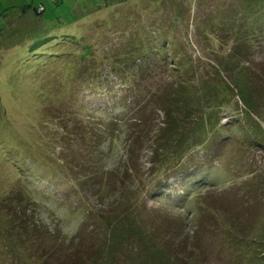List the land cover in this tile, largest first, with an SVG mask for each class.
I'll list each match as a JSON object with an SVG mask.
<instances>
[{
	"label": "rangeland",
	"instance_id": "374dc122",
	"mask_svg": "<svg viewBox=\"0 0 264 264\" xmlns=\"http://www.w3.org/2000/svg\"><path fill=\"white\" fill-rule=\"evenodd\" d=\"M263 5L0 0V264H76L93 245L78 264H264ZM234 119L202 173L160 192L177 139Z\"/></svg>",
	"mask_w": 264,
	"mask_h": 264
},
{
	"label": "trees",
	"instance_id": "16d2710c",
	"mask_svg": "<svg viewBox=\"0 0 264 264\" xmlns=\"http://www.w3.org/2000/svg\"><path fill=\"white\" fill-rule=\"evenodd\" d=\"M95 8H97V7H95ZM98 10H100V9H98ZM29 11L30 10H23L22 13L24 15H26L27 13H29ZM36 11L37 10L34 9V11H33L34 14L37 17L41 16V13H38ZM255 11H256V14H254L255 18L252 20V22H253L251 25L252 28L250 30H248L249 32H252L250 34V37H249L251 42L249 41L248 43H249V47H250L251 52L254 51V49L256 47H258L262 53V51H264V5H263V8L259 6ZM258 13H259V15H258ZM42 43H43V45L37 49L38 53H40L39 51L43 48V46L47 47V48L61 47V45H59V42H55V43L50 42L49 44H46V42L43 41ZM55 45H57V46H55ZM49 50H51V49H49ZM49 50L45 49L43 51L45 53H47V52H49ZM34 51L35 50H32V52H29L27 54H29V56L35 57V55H38V53H34ZM18 54L19 55L22 54L25 56L23 59H24V62L26 65H28V64L31 65L32 59H26L25 53H23L21 51ZM39 55H43V52L40 53ZM170 58H171L170 66L173 68L180 69V67H179L180 65L178 64L179 61L177 60V58L174 57V55ZM163 62H165V61L161 60V61L156 62L154 65L160 66ZM261 79H264V76L261 75ZM215 124H217V123H215ZM235 128L245 129V127H243V125L241 126V124L237 121V119H234L231 122H228L226 124H221L218 126L214 125V131L212 130V132L208 131L205 133L203 130L200 131L199 134L194 135L191 138V141H189V139L187 141H184L183 139H177L175 145L173 146V148H175V150L171 153V157H166L168 153L163 154L162 157L158 160V163H155V166H154L153 178L155 177V174H157L159 176V178L154 179V183L156 181L155 184H157L159 190H161L160 192L166 193L168 190V188H167V189H163V191H162V188H161L163 183L167 181V178H169V177H166V176H168V173H172L171 175L173 177L179 176L185 182L190 181L191 177L193 178L195 176L194 170L199 169V170H197L198 171L197 174L202 173V170L200 171L201 166H204V165H206V163L210 162L209 160L212 157L209 156L210 158H208V156L206 155L205 158H203L201 160H197V159H195L197 154H200L201 151L204 149L203 146L209 142H210V146H209L210 149L213 148V149L217 150V152L219 151V147L224 148V145L228 142V138H230V134H229L230 131L232 129H235ZM263 140L264 139H259V140H256V142H254L255 140H252L253 147L260 148L262 151H264V141ZM189 146H192V148H189ZM185 152L187 154H183ZM15 165H17V164L13 165L16 168ZM209 170L211 171L210 168H209ZM20 171L23 172V169L20 168ZM25 180L28 181L29 179L25 177ZM22 182L25 184V187H26V181L25 182L22 181ZM192 183L194 184L195 181ZM182 188L187 189V186H183ZM182 188H180V189H182ZM65 243H67L66 240H65ZM69 244L70 243H68V245ZM94 246L95 245L92 246L93 248L90 247L87 249H86V247H84V249L82 247H79V249L77 248V251H75L74 255H76L75 260L77 258H79V259L76 262V264H78L79 262L83 263V261L90 259L89 256H91V255H93V257H94V253H92V251L95 249ZM81 249H83V250H81ZM77 252H78V255H77ZM66 255H67V253L64 256L66 257ZM48 257L50 260L54 259V257L52 256V253L50 254V252L46 253L45 255L44 254L41 255L40 259L42 260L43 264H46L45 262L47 261ZM63 261H64L63 264L68 262V260L66 258H64ZM67 264H69V263H67Z\"/></svg>",
	"mask_w": 264,
	"mask_h": 264
}]
</instances>
